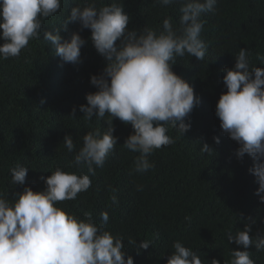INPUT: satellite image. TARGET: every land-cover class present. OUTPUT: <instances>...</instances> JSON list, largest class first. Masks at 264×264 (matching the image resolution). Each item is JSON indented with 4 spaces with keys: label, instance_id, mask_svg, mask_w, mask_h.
<instances>
[{
    "label": "clouds",
    "instance_id": "1",
    "mask_svg": "<svg viewBox=\"0 0 264 264\" xmlns=\"http://www.w3.org/2000/svg\"><path fill=\"white\" fill-rule=\"evenodd\" d=\"M248 1L253 10L264 8L262 0ZM135 2L111 0L105 4L101 0L100 7L97 0L75 4L64 18L62 29L67 32L69 23H78L80 31L90 30L87 39L79 31L64 40L59 29L43 30L44 41L53 46L64 63H79L81 48L89 41L106 61L101 73L90 75L96 91L86 94V104L79 105V111L86 121L95 117L104 120L107 127L103 132L96 129L85 133L80 146L71 135L65 134L63 139L68 152L75 151L74 164L86 166L91 175H95V168L103 167L117 145L118 138L113 135L115 118L133 129L123 143L124 148L138 153L133 171L152 169V153L175 143L168 135L169 128L181 136L189 131L191 124L185 123V118L200 102L193 88L172 71V65L186 54L198 61L204 60L206 52L209 58L212 56L215 48L201 39L203 29L211 40L221 33L233 41L235 30L228 24L229 17L221 16L228 10L226 0H153L154 6L179 5L178 25L166 17L160 31L128 28L130 10L143 7ZM60 10L61 0H0V59L18 57L29 41L40 40L44 21ZM208 16L210 27L204 26ZM260 41L258 35L245 45L250 49ZM250 55L241 48L235 63L216 74L218 89L223 93L217 103L213 99L212 104L210 96L201 99V109L239 145L235 152L238 160L245 154L252 159L248 172L258 184L255 195L264 204V67L252 65ZM257 59L264 64V56L257 53ZM76 111L77 103L69 116L76 118ZM213 141L220 143L219 137L214 136ZM200 151L213 153L207 143ZM28 170L22 165L10 168L12 183L23 185ZM43 179V191L34 192L25 186L11 201L0 193V264H134L125 251L123 237L105 229L107 212L101 213L102 223L96 224L91 213L81 219L56 206L86 192L92 184L89 175L57 167ZM137 190L142 188L137 186ZM112 200L116 203L115 195ZM228 216L233 231L227 233L228 223L217 217L212 227H206V231L226 235L232 244L231 258L224 264H255L250 254L264 253V226L258 225L245 209L231 207ZM154 236L159 238L158 233ZM133 237L128 245L138 246L141 254L152 245L151 240L140 242ZM172 248L166 264H205L197 251L180 240L174 241ZM210 264L220 262L213 258Z\"/></svg>",
    "mask_w": 264,
    "mask_h": 264
},
{
    "label": "trees",
    "instance_id": "2",
    "mask_svg": "<svg viewBox=\"0 0 264 264\" xmlns=\"http://www.w3.org/2000/svg\"><path fill=\"white\" fill-rule=\"evenodd\" d=\"M110 2L102 0L105 4ZM82 3L83 0H61V10L44 21L40 40L29 41L18 57L0 59V193L11 201L25 186L34 192L43 191V177L57 167L65 172L87 174L91 187L76 199L58 202L56 206L81 219L85 213H91L96 224L102 223L101 213L107 212L105 229L123 237L125 251L134 264H166L176 240L197 251L205 264L213 258L224 264L231 258L232 244L226 235L206 231V227H212L217 217L228 223L227 233L233 231L228 216L231 207L245 209L258 225L264 226V204L255 195L258 184L248 172L252 159L247 154L242 160L236 158L239 145L221 131L216 119L202 111L201 99L210 96L212 104L213 99L217 103L223 92L218 89L215 76L224 66L235 63L241 48L250 52L252 65L264 67L257 59V53L264 56V8L253 10L248 0H226L228 10L221 16L229 17L228 24L235 30L233 41L221 33L211 40L203 29L201 39L215 48L212 56L209 58L206 52L204 60L198 61L185 57L186 54L172 65V71L193 88L200 102L185 118V123L191 124L189 131L181 136L169 128L168 135L175 143L152 153V169L144 173L133 171L138 153L123 147L133 129L115 118L113 135L118 138L117 145L103 167L95 168V175H91L86 166L74 164L75 151L68 152L63 139L65 134L71 135L80 146L85 133L96 129L103 132L107 127L104 120L95 117L86 121L79 111V105L86 104V94L96 91L90 84V75L101 73L106 61L89 41L81 48L79 63H64L43 38V30L52 31L54 27L64 40L76 31L87 39L90 30L80 31L78 23H69L67 32L62 29L70 9ZM134 4L143 7L130 10L129 29L142 31L149 27L160 31L166 17L179 23L178 4L154 6L153 0H136ZM100 6L101 0H97V7ZM204 21V26L210 27L209 16ZM258 35L262 41L248 49L245 44ZM76 103L78 111L76 118H72L69 115ZM214 136L219 137V144L213 141ZM203 143L213 153H202ZM16 165L29 169L23 185L12 183L9 169ZM137 186L142 190H137ZM157 233L158 239L154 236ZM130 237L140 242L151 240L152 245L141 254L138 246L128 245ZM250 257L255 264H264V253Z\"/></svg>",
    "mask_w": 264,
    "mask_h": 264
}]
</instances>
